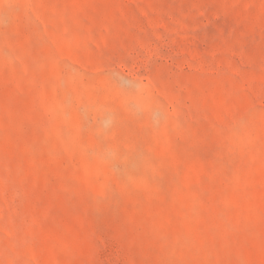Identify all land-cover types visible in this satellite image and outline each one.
Here are the masks:
<instances>
[{
  "label": "rangeland",
  "instance_id": "374dc122",
  "mask_svg": "<svg viewBox=\"0 0 264 264\" xmlns=\"http://www.w3.org/2000/svg\"><path fill=\"white\" fill-rule=\"evenodd\" d=\"M0 264H264V0H0Z\"/></svg>",
  "mask_w": 264,
  "mask_h": 264
}]
</instances>
